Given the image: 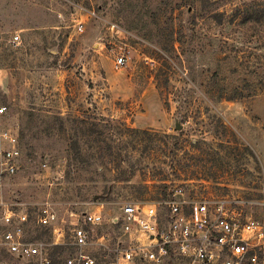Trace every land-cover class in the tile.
Returning a JSON list of instances; mask_svg holds the SVG:
<instances>
[{
  "label": "rangeland",
  "instance_id": "374dc122",
  "mask_svg": "<svg viewBox=\"0 0 264 264\" xmlns=\"http://www.w3.org/2000/svg\"><path fill=\"white\" fill-rule=\"evenodd\" d=\"M262 18L264 0H0V105L22 145L0 208L48 207L65 240L100 213L111 255L128 203L234 200L264 228Z\"/></svg>",
  "mask_w": 264,
  "mask_h": 264
},
{
  "label": "built area",
  "instance_id": "2783aa9c",
  "mask_svg": "<svg viewBox=\"0 0 264 264\" xmlns=\"http://www.w3.org/2000/svg\"><path fill=\"white\" fill-rule=\"evenodd\" d=\"M12 40L17 44L20 37ZM125 63L121 55L114 67ZM21 157L20 136L0 105V180L18 172ZM120 219L130 230L129 244L113 255L104 254L108 249L101 245L99 254L94 245L95 231L104 223L100 213H85L71 223L65 240L48 207L34 219L24 211L0 208V264H262L264 228L246 215L241 202L164 198L128 203L121 206ZM48 230L51 238H42Z\"/></svg>",
  "mask_w": 264,
  "mask_h": 264
},
{
  "label": "trees",
  "instance_id": "16d2710c",
  "mask_svg": "<svg viewBox=\"0 0 264 264\" xmlns=\"http://www.w3.org/2000/svg\"><path fill=\"white\" fill-rule=\"evenodd\" d=\"M262 19H264V18H262ZM248 21V20H247ZM257 21H259V20H257ZM245 22V21H244Z\"/></svg>",
  "mask_w": 264,
  "mask_h": 264
}]
</instances>
